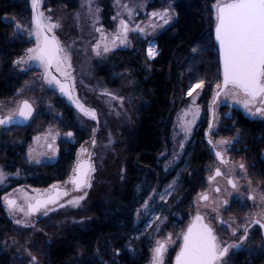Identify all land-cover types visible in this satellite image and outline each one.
Here are the masks:
<instances>
[{
	"label": "rangeland",
	"instance_id": "obj_1",
	"mask_svg": "<svg viewBox=\"0 0 264 264\" xmlns=\"http://www.w3.org/2000/svg\"><path fill=\"white\" fill-rule=\"evenodd\" d=\"M14 1H26L29 9L28 15L3 18L13 28L12 38L19 36L24 41L20 54L11 64L12 74L22 77V81L15 97L10 100L0 99V118L17 116L21 104L28 101L35 109L30 122L45 115L51 121L57 118L61 120L63 115L54 108L62 100L74 109V125L86 135L85 141L76 150L72 173L78 161L89 155L92 160V170L85 187L72 190L69 195L36 213H29V204L38 198L49 196L55 187L71 190L72 173L66 181L43 188L23 185L11 187V176L0 171V186L7 189L1 197V204L8 219L6 228L0 230V238L3 237V240L0 239V250L8 256L11 264H48V251L64 240L72 227L85 226L91 222L94 206L108 200L113 189L122 187L126 180L127 160L123 143L125 135L137 127L141 96L130 75H123L118 86L111 89L96 75L95 67L106 62L118 49L132 50L135 46L140 47V43L147 42L146 48L141 47L139 52L143 67L150 70L147 63L157 53L153 40L173 25L176 13L172 0L159 8H152L154 0ZM230 1L233 0L216 1L212 6L215 17L218 7ZM36 11L42 24L58 40L66 60L65 65H55L57 72L71 80L76 99L86 110L94 112L95 118L80 112L68 96L58 92V84L38 51L43 34L36 22ZM201 88L203 87L196 86L191 91L180 92L174 100L172 134L175 157L179 155V144L181 143L180 148L185 145L205 110L208 111L206 128L211 122L218 88L206 106L199 100ZM225 107L240 110L244 114L256 110L247 92L237 84H229L215 103L213 130H217L224 116L232 115V111H225ZM1 127L3 125L0 126V133ZM73 136V133L63 132L50 122L31 140L26 150L27 161L31 165L54 163L58 159L61 142L71 140ZM215 140H219L218 146L223 142L222 139ZM212 174L213 170L209 171L206 178ZM218 185L220 193L215 194L213 186L210 187V199L207 201L201 199V192L206 188L196 194L185 231L192 219L199 214L207 219L206 222L212 228L215 229L216 226V231L220 229L218 218L224 215L223 201H230L235 192L222 190L221 183ZM249 191L255 193L258 202L264 206V192H256L254 189ZM7 197L17 199L14 207L6 204ZM149 205L150 202L145 203L139 213L142 210L143 214L148 211ZM229 222V229L233 232L237 226L232 219ZM162 227L161 224L157 228L146 264H173L175 254L182 245L184 234L180 230L171 229L162 233ZM238 240L239 238L236 239ZM162 243L165 246L159 255ZM234 244L231 247L235 248ZM219 248H222L221 245Z\"/></svg>",
	"mask_w": 264,
	"mask_h": 264
},
{
	"label": "trees",
	"instance_id": "obj_2",
	"mask_svg": "<svg viewBox=\"0 0 264 264\" xmlns=\"http://www.w3.org/2000/svg\"><path fill=\"white\" fill-rule=\"evenodd\" d=\"M168 1L154 0L152 8ZM216 1L172 0L176 20L153 40L157 53L147 63L150 70L143 67L139 52L147 42L132 50L118 49L95 67L96 75L111 89L118 86L123 75H130L141 96L137 127L125 135L123 143L126 180L122 187L113 189L108 200L94 206L91 222L72 227L67 237L48 251V264H146L161 224L162 233L172 229L184 234L193 199L204 188L208 162L213 157L204 140L207 110L182 149L179 144L178 157L174 156L172 109L180 92L196 86L203 87L199 100L206 106L222 82L214 40L216 17L212 6ZM28 14L26 1L0 0L1 100H10L20 89L22 77L12 74L11 64L24 46L22 38H12L13 28L3 18ZM54 109L63 119L51 121L45 115L29 124L2 128L0 171L11 176V187L47 188L70 177L76 150L86 135L74 125V109L70 105L60 100ZM232 117L246 129L253 148L258 149L256 143L264 146V135L257 137V132H261L257 123L248 122L238 112ZM50 122L74 136L62 141L57 161L31 165L26 158L27 147ZM261 166L254 176L264 181V165ZM6 190L0 186V230L8 222L1 204ZM147 202L148 211L140 214ZM0 264H11L2 249ZM228 264H264V252L238 253Z\"/></svg>",
	"mask_w": 264,
	"mask_h": 264
},
{
	"label": "water",
	"instance_id": "obj_3",
	"mask_svg": "<svg viewBox=\"0 0 264 264\" xmlns=\"http://www.w3.org/2000/svg\"><path fill=\"white\" fill-rule=\"evenodd\" d=\"M36 22L42 30L43 38L39 53L45 59L51 76L58 84V92L68 96L73 105L82 113L95 118V113L86 110L76 99L71 80L61 76L54 68L59 62L66 60L56 37L42 24L36 11ZM214 40L218 47L222 72V83L216 91L211 122L205 132L206 140L213 126L215 103L229 84H237L247 90L252 96L258 97L264 91V0H233L218 7V20L214 28ZM33 105L24 101L19 110V116L0 118V126L25 125L33 117ZM220 156V153L217 152ZM92 170V160L89 155L78 161L75 171L70 177L73 184L71 190L55 187L52 194L41 197L30 203L29 213H36L48 204L57 202L69 195L72 190L85 187L88 184ZM218 172V171H217ZM9 207H14L17 199H5ZM165 246L162 243L158 254ZM226 253V249L218 252L212 227L204 216L196 215L188 224L183 235L182 245L176 252L173 264H217Z\"/></svg>",
	"mask_w": 264,
	"mask_h": 264
},
{
	"label": "flooded vegetation",
	"instance_id": "obj_4",
	"mask_svg": "<svg viewBox=\"0 0 264 264\" xmlns=\"http://www.w3.org/2000/svg\"><path fill=\"white\" fill-rule=\"evenodd\" d=\"M217 20L218 11L216 13V24ZM58 63L56 62L54 64V68ZM239 87L250 95L253 104L256 106V110L252 113L244 114L240 110L225 107V111H232V114L238 112L248 122L257 123L261 130V132H257V137L260 139L261 134L264 135L262 133L264 128V117H262L264 113V91L258 97H254L247 90H244L241 86ZM17 116H19V112ZM222 121L219 123L220 125L217 130H213V127H211L209 140H206L204 136L205 143L208 147L207 150L213 157L208 162L207 170H213V174L206 178L203 188L206 189L201 192L203 193L201 199L202 201L210 199L209 189L212 186L214 193L219 194L221 189L218 183H221L222 190L229 189L228 192H235V195L230 201H223L225 208L224 215L218 218L220 229L216 231V226L215 229L212 228L218 252L220 253L226 249L225 255L217 261V264H228L232 256L238 253L264 252V206L258 202L255 196L256 194L249 191V189H254L256 192H264V181L254 176V171H261L259 168L262 167L261 164L264 165V146L256 143V147L259 146L258 149L253 148L252 140L248 139L246 129L239 126L238 122L233 120L232 115L224 116ZM221 129H227L228 131H222ZM216 138L223 140L220 146H218L219 140H215ZM217 152L220 153V156L217 155ZM230 219L237 226L233 232L229 229L231 224L229 222ZM205 220L207 221L206 218ZM238 238L239 240L236 241ZM233 243H235V248L231 247ZM220 245L222 248H219Z\"/></svg>",
	"mask_w": 264,
	"mask_h": 264
}]
</instances>
